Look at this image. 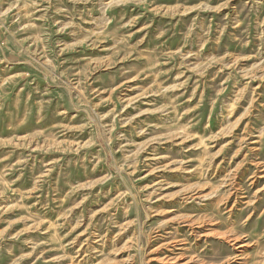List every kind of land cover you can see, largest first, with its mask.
Listing matches in <instances>:
<instances>
[{"label":"rangeland","instance_id":"1","mask_svg":"<svg viewBox=\"0 0 264 264\" xmlns=\"http://www.w3.org/2000/svg\"><path fill=\"white\" fill-rule=\"evenodd\" d=\"M262 176L264 0H0V264H264Z\"/></svg>","mask_w":264,"mask_h":264},{"label":"bare ground","instance_id":"2","mask_svg":"<svg viewBox=\"0 0 264 264\" xmlns=\"http://www.w3.org/2000/svg\"><path fill=\"white\" fill-rule=\"evenodd\" d=\"M262 179H264V176H262ZM255 182L256 181L252 182L251 185H254ZM203 193H204V191H202V189L199 186L195 187V189L191 191V194L188 196V198H184V202H186L185 204H190V203H193V202L198 201V200H199V202L209 201V206L212 207L214 210V192L211 194H206V195H204ZM206 198H208V199H206ZM229 199H230V197H228L226 200H229ZM202 200H204V201H202ZM226 200L221 199L218 201L216 200L215 202H216V205H218L222 201L224 202ZM196 205L202 207L201 203H198ZM204 207H207V206L205 205ZM234 209H235V206L230 209V212L233 211ZM179 222L182 223V224H180V226H183L184 230L188 229V231H191V235H194L196 233L197 234L199 233L197 231V229H204L205 226L207 224H209V222L212 223V222H214V220H212V219L209 220V217H207V216L188 215V216L180 217ZM213 226H214V224H213ZM183 228L176 227L175 228V235L172 234L173 237L170 238V242L168 244V252H167L170 254V255L168 254V256H167L168 262L170 261L172 264H206L204 258H201V254L197 253L196 249H193V248L189 249V252H188V250H186V246L188 245L187 244L188 238H187V235H185L183 233L184 232ZM229 228H231V227H229ZM213 229H214V227H213ZM199 235H201V234H199ZM219 236L223 239H227V237H228V236L225 237L221 234H214L213 231H210L207 234L202 235V237L207 238V239H211L214 237L218 238ZM234 240H236V242L239 241V239H234ZM239 247L243 248V247H245V245H242V246L240 245ZM176 251H179V252H176ZM188 253H189V255H188ZM167 260L165 259V261H167Z\"/></svg>","mask_w":264,"mask_h":264}]
</instances>
